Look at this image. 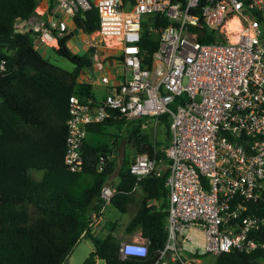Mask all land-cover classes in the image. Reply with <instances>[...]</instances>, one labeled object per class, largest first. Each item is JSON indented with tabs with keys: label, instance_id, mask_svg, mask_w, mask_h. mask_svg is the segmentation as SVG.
Listing matches in <instances>:
<instances>
[{
	"label": "built area",
	"instance_id": "2783aa9c",
	"mask_svg": "<svg viewBox=\"0 0 264 264\" xmlns=\"http://www.w3.org/2000/svg\"><path fill=\"white\" fill-rule=\"evenodd\" d=\"M197 2L54 0L45 11L34 8V14L17 16L12 23L15 32L29 31L34 43L52 49L68 31L71 17L94 7L97 27L82 38L86 48H92L90 67L102 68L95 49L98 44L115 49L120 57V81L110 85L106 74L99 77L106 86L101 100L68 96L62 155L66 169H82L80 145L86 125L102 121L110 109L119 118L145 117V122L167 113L170 138L163 148L166 237L158 258L150 264H205L186 253L188 228L201 231L202 251L211 255L264 246L249 235L264 225V215L247 212V202L256 200L264 187V42L255 15L264 10V0H206L200 14L191 11ZM144 13H161L168 20L155 27L151 19L147 31L157 33L158 44L148 63L137 44ZM200 16L205 25L223 33V41L196 39ZM231 17L237 19L238 29H227ZM230 33H237L235 40L229 38ZM116 155L110 151L107 158L114 162ZM104 162L99 155L96 169ZM128 170L134 177L130 191L137 189L144 176L163 172L146 152L135 153ZM115 192L111 180L100 183L99 203L90 210L86 229L100 225L104 206ZM148 242L142 235L120 240L118 253L146 257ZM130 248L145 251L140 254ZM95 264L104 261L96 257Z\"/></svg>",
	"mask_w": 264,
	"mask_h": 264
},
{
	"label": "trees",
	"instance_id": "16d2710c",
	"mask_svg": "<svg viewBox=\"0 0 264 264\" xmlns=\"http://www.w3.org/2000/svg\"><path fill=\"white\" fill-rule=\"evenodd\" d=\"M205 2L198 0L191 11L200 14ZM37 3L38 0H0V59H3V70H0V264H64V258L80 237H87L92 248L79 264H95L96 257L102 258L104 264H146L166 237L163 180L167 169L161 175L144 176L138 188L130 191L134 177L128 165L132 154L137 152H146L156 162L166 161L163 148L170 138L168 115L163 113L146 122L145 117L125 120L110 109V115L102 121L86 125L80 145L82 169H66L62 155L68 96L75 94L79 99L90 97L94 101L88 84L76 81L79 71L91 65L92 48L82 53L72 51L67 46L73 34L69 30L56 39L57 46L51 51L69 60L71 69H64L42 55L31 32H15L12 27L15 17L27 18L34 14ZM53 3L54 0H48V8ZM149 15L155 27L168 23L161 13ZM255 15L264 35V10ZM71 20L83 33L97 27L94 7L77 11ZM195 28L198 41L224 40L223 33L205 25L201 16ZM137 44L144 50L143 60L148 63L158 44L157 33L141 25ZM148 121L157 123V138H152L146 127ZM121 144L124 148L117 169L116 192L110 202L125 211L137 198L126 228L138 226L141 235L148 239L146 257H121L117 237L110 233L98 237L85 227L90 210L99 203V185L114 164L107 156L113 147ZM99 155L104 156L105 162L97 170ZM30 170H39L40 175L34 178ZM247 212L264 215V187L256 200L247 202ZM249 235L264 242V225ZM212 256L209 264H261L259 258H264V246L249 252L231 249Z\"/></svg>",
	"mask_w": 264,
	"mask_h": 264
},
{
	"label": "crops",
	"instance_id": "0c3cea01",
	"mask_svg": "<svg viewBox=\"0 0 264 264\" xmlns=\"http://www.w3.org/2000/svg\"><path fill=\"white\" fill-rule=\"evenodd\" d=\"M47 8H48V0H38V3L35 7L36 10L45 11ZM72 26H74V25H73V22L71 20L70 25L68 26V31L69 30L72 31V29H73ZM79 33H80L79 38L74 37L73 34L71 35L69 40L72 39L71 40L72 42L68 45V42H69V40H68L67 46L74 52L82 53L87 48H86L85 44L82 42V38H83L84 33L80 32V31H79ZM42 47L46 48L44 46H42ZM46 49L51 50V48L50 49L46 48ZM95 49H97V51H98V53L102 59V68L100 70L94 69L92 67H89L90 70L82 68L78 73L76 81L79 83L88 84L89 90L91 92V96L94 98V101H99L102 99V97L105 93V90H106V86L103 83H101V81H100V78H99L100 75L106 74L108 77V84L114 85L115 83H117L118 81H120L122 79V64L120 61V57H119V55L115 49L104 47L101 44L96 45ZM93 84L98 85L99 87L103 88V95L101 98H96L94 96V93L92 90ZM117 147L118 146L113 147L111 151H115L118 154ZM121 148H122V144H121ZM113 163H115V161ZM166 163H167V160H166ZM165 169H166V167H165ZM117 179H118V175L116 173L115 174V180L113 182L115 183L117 181ZM136 202H137V198L135 199L134 202L129 204V206L127 207V210H125V211L118 210L111 202L107 203L104 206L103 219H102L100 225L96 228L90 229V233H92L93 235H96L98 237H103L107 233L114 235V231H115L116 226L118 224L117 223L118 219H120V218L117 216V214L115 212L112 213L111 217L108 215V213H107V215H108L107 216L106 210L108 209L109 206H112L115 210L122 212V213H126L124 216H126L125 217V219H126L125 223L127 224L128 220L130 219L132 212L135 208ZM126 224L124 227L126 232L123 235V239H122V236H120L121 237L120 238V237H117L114 235L115 237H117L119 239V241L120 240L136 239L141 235L140 229L138 226H135L131 229H127ZM187 234H188L189 239L186 241L185 245L189 249V251H187V253L192 254L194 252H197L196 247L200 246L202 233H201V231H197L194 228H188Z\"/></svg>",
	"mask_w": 264,
	"mask_h": 264
},
{
	"label": "rangeland",
	"instance_id": "374dc122",
	"mask_svg": "<svg viewBox=\"0 0 264 264\" xmlns=\"http://www.w3.org/2000/svg\"><path fill=\"white\" fill-rule=\"evenodd\" d=\"M141 24H142V27H145L146 29L148 27H151V18H150V15L148 13H144L141 15ZM72 28H73L72 29L73 36L79 38L80 33L77 30V28H75L74 26H72ZM261 38H262V41L264 42V35L261 36ZM71 40H69L68 45L72 42ZM35 46H36L37 50L42 55L48 57L52 62H54L58 66H60L64 69H71L72 68V63L69 60H67L66 58L61 57V56H57L56 54H54L53 51L47 50L46 48H43L40 44H36ZM85 69L90 70L89 67L85 68ZM92 90H93L94 96L96 98L102 97L103 88L99 87L98 85L93 84ZM149 122L150 121L147 122L146 127L149 128L152 138H157L158 137L157 123L153 124V122L152 123H149ZM123 148H124L123 145H122V148H121V145H119V147H117L118 154L116 155V158L114 160L115 163L113 164L111 171L106 176V178L111 180V182H113L115 180V174L117 173V169H118V166L120 164V159H121V154H122ZM132 157H133V154H132L131 158ZM158 166H159L160 170L163 171L166 167V161L164 159H159L158 160ZM30 173L34 178H37L40 175L39 170H30ZM114 212L120 218V219H118V222H117L118 224H117L116 229L114 231V235L117 237L122 236V239H123V235L126 232L125 228H124L125 224H126L125 223V221H126L125 217L126 216H124V215L126 213L119 212V211L115 210L112 206H109L108 209L106 210V215L108 213V215L111 217L112 213H114ZM90 248H92V242L87 237H80L74 243V245L70 249L69 253L64 258L63 263L64 264H79L82 261V259L88 254V252L91 250ZM196 250L200 254L196 258H198L201 263H206V264L211 263V261L213 260V256L211 254H209L207 252H203L201 246H197ZM259 262L261 264H264V258H259Z\"/></svg>",
	"mask_w": 264,
	"mask_h": 264
},
{
	"label": "bare ground",
	"instance_id": "6f19581e",
	"mask_svg": "<svg viewBox=\"0 0 264 264\" xmlns=\"http://www.w3.org/2000/svg\"><path fill=\"white\" fill-rule=\"evenodd\" d=\"M227 29L228 30H233V29H238V24H237V19L235 17H231L228 21H227ZM237 36V33H230L229 34V38L231 40H235Z\"/></svg>",
	"mask_w": 264,
	"mask_h": 264
},
{
	"label": "water",
	"instance_id": "95a60500",
	"mask_svg": "<svg viewBox=\"0 0 264 264\" xmlns=\"http://www.w3.org/2000/svg\"><path fill=\"white\" fill-rule=\"evenodd\" d=\"M159 256V253L156 251L155 253H153L147 260L146 264H150L152 263L154 260H156Z\"/></svg>",
	"mask_w": 264,
	"mask_h": 264
},
{
	"label": "clouds",
	"instance_id": "9594fccd",
	"mask_svg": "<svg viewBox=\"0 0 264 264\" xmlns=\"http://www.w3.org/2000/svg\"><path fill=\"white\" fill-rule=\"evenodd\" d=\"M129 251H135V252H138V253H140V254H143L145 250L142 249V248H137V249H132V248H130Z\"/></svg>",
	"mask_w": 264,
	"mask_h": 264
}]
</instances>
